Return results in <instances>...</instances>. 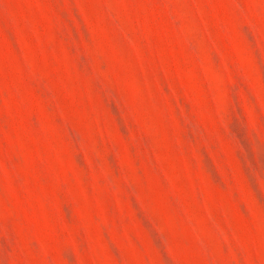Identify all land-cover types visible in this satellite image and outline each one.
Masks as SVG:
<instances>
[{
	"label": "rangeland",
	"instance_id": "374dc122",
	"mask_svg": "<svg viewBox=\"0 0 264 264\" xmlns=\"http://www.w3.org/2000/svg\"><path fill=\"white\" fill-rule=\"evenodd\" d=\"M0 264H264V0H0Z\"/></svg>",
	"mask_w": 264,
	"mask_h": 264
}]
</instances>
